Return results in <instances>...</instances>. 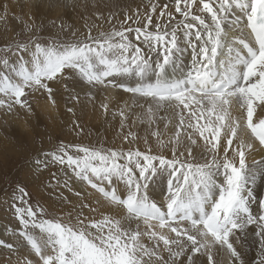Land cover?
Wrapping results in <instances>:
<instances>
[{"label":"snow or ice","instance_id":"obj_1","mask_svg":"<svg viewBox=\"0 0 264 264\" xmlns=\"http://www.w3.org/2000/svg\"><path fill=\"white\" fill-rule=\"evenodd\" d=\"M158 7L151 3L143 17L126 13L119 28L95 36L92 28L100 26L86 24L82 39L47 37L44 44L36 28L26 41L13 39L0 48V109L6 113L16 106L30 113L29 95L41 90L55 106L50 82L78 76L91 88L130 94L131 106L144 109L138 118L150 126L161 111L166 128L168 113L179 117L167 139L159 130L151 132L155 150L105 151L61 143L44 153V167L66 166L124 215L97 220L80 211L74 222L38 220L26 206L28 193L18 187L11 207L20 228L10 231L14 240L0 238V248L7 250L4 264H205L204 256L207 264H222L224 255L228 264H246L234 243H243L249 230L259 245L256 264H264V200L256 213L250 207L255 199L250 186L264 175V158L251 167L247 163L250 154L264 149V118L253 119L257 109L264 113V0H174L182 19L164 5L154 23ZM3 8L6 14L8 5ZM114 15L109 14V23ZM97 19L103 17L97 14ZM128 21L143 27H125ZM25 28L33 32L32 25ZM71 99L79 103L78 96ZM101 108L107 114L108 104ZM128 108L118 113L121 127ZM188 129L190 144L182 140ZM128 137L137 139L132 132ZM53 179L59 182L55 174Z\"/></svg>","mask_w":264,"mask_h":264},{"label":"bare ground","instance_id":"obj_2","mask_svg":"<svg viewBox=\"0 0 264 264\" xmlns=\"http://www.w3.org/2000/svg\"><path fill=\"white\" fill-rule=\"evenodd\" d=\"M153 2L159 4L160 6L154 14V23L156 22V17L164 5H168V8L165 9L166 12L170 11L173 15L175 14L174 0H72L68 2L70 5L67 8H71L73 10L72 12L75 18L73 21H76L77 25L80 23V20H84V17L89 15V20L87 19L84 21L89 23L90 20H93L94 24L100 26V23H104L106 21V15H104L106 11H111L113 8H128L130 9L129 16H132L133 13L142 14L148 9L150 10L151 3ZM4 5H8V11L6 14L3 8ZM60 6L59 0H0V21L6 26L11 27V24L13 23L12 21L19 18L27 22L29 21V18L34 19L35 21L31 20L30 22V25L32 26L40 21H44L45 19L63 20L60 16L62 12V8ZM181 7L183 8V5H181ZM45 11L48 13H45ZM69 12L70 11H68V13ZM97 14L101 15L103 19H97ZM204 15L206 16L207 14ZM165 17H167V15ZM180 19H182L180 16L176 17V20ZM173 22L175 23L176 21ZM149 30L153 29L150 27ZM185 60L186 62L190 61V56H188L187 53L185 54ZM50 86L54 89V99L56 101L55 106L48 101L47 94L43 93L42 90L35 94H30L29 97L31 98L32 104L37 107L40 112L43 127L51 130L55 135H61L63 132L65 135L64 140L68 142L69 145L76 142V139L73 136L74 134L85 131L86 129H89V132L91 129L95 132L101 131L102 124L103 132H100V134L106 136L108 144L113 145V147L117 149L120 147L122 151L140 150L146 152L149 146H151L154 150L156 148L155 138L151 136L152 131L159 130L162 134V138L167 139L174 134L177 126L179 125V117H172L171 113H168L167 115L171 120V123H168L166 128L165 124L167 121L165 119H160V117L166 115L164 111L158 113L156 122L151 126L146 119L141 122V118L138 117L143 116L144 109L131 106L132 100L130 94L123 92L122 89H104L99 86L91 88V86L87 85L78 76H72L70 79L61 80L59 82H50ZM72 96H78L79 103L71 99ZM89 96L92 97L91 100L89 99ZM103 103H107L109 106L107 114H104L103 109L101 108V104ZM125 105H129L128 119L126 120L124 126L121 127V117L118 113L121 108L125 107ZM18 108L19 106H16V109ZM68 108H72L73 111L69 112ZM5 113L6 112L3 109H0V133L4 131L6 135H12L15 137V142L17 144L15 142H11L7 136H0V160L7 158L9 155L17 156L19 151H15V149L23 147L20 144L22 132L21 128L16 127V129L12 132H7L8 125L5 122ZM114 113L116 114L114 115ZM18 114L25 116L23 113ZM258 117L264 118V113H261L260 109H257V113L253 117L254 122ZM18 120L21 123H24L19 118ZM74 121L79 124V128L76 127ZM63 126L67 128L71 127L73 132H64ZM35 130L36 129H34V131ZM45 130L42 131L40 135L44 142L47 138ZM190 131L191 130L188 129L182 132V140L184 143L190 144L187 140V132ZM129 132L135 134L137 139L133 140L132 137H128V140L126 141L125 136H127ZM96 134L97 133H95V135ZM25 135L28 134L25 133ZM96 139L99 140L98 134L96 135ZM145 139L148 141L147 144L145 143ZM197 139L198 143L203 144V141H200L198 136ZM78 141L80 144H82L81 141L85 142L82 137H80ZM53 142L55 143V140ZM255 143L258 145V142ZM27 144L29 147L33 146L32 148H35V145L29 143ZM192 147L194 152L200 151V149L196 146ZM164 154L168 156L171 155L167 149H164ZM261 158H264V149L250 154L247 157L249 167L252 166L254 160H259ZM57 166L58 165H55V167ZM53 174L59 178L60 182L57 185H54L56 188L53 190L54 194L52 193L56 200H52L51 198L48 200L49 198L47 197V193L50 190L47 189L45 185L47 181L50 182L53 180ZM38 177H36L39 179L37 184L40 183L41 187L46 191L45 194L42 193V190H39L40 185H37L38 193L36 194L42 200L43 206L51 209L54 214L57 215V218L65 223L70 220L74 222L76 214L80 211H82L85 216L97 220L101 219L105 215L115 216L116 218L124 215L123 209H120L119 211L112 209L109 205H107L103 197L90 186L88 189L81 181H79V186H77L75 184V177L69 178L67 181L68 187L63 186L65 178L62 179L57 174V171L51 170L38 175ZM53 181L57 182L55 179ZM69 188H71V190H69ZM250 188L255 198L250 204V207L253 213H256L258 211L259 201L264 200V175L260 176L257 179V182L254 185H251ZM77 192H79L80 195H76ZM84 204H87L89 207L83 208L82 205ZM91 209H95L96 211L93 212ZM254 227L255 226H250V229ZM19 228L20 225L18 220L14 217L13 210L5 209L0 212V238H4L6 241H9L10 239L14 240L15 238L10 237V231H18ZM5 229H9V231H5ZM231 239L232 238L230 237V240ZM254 239L256 238L253 237L251 230H249L248 237L243 243H250V240ZM144 242L148 244L149 247L152 246L146 238ZM252 244L255 243L252 242ZM234 247H238L237 242L234 243ZM6 251L7 250L0 248V264H4ZM164 255L167 256V253ZM12 260L15 261L16 257L13 256Z\"/></svg>","mask_w":264,"mask_h":264},{"label":"rangeland","instance_id":"obj_3","mask_svg":"<svg viewBox=\"0 0 264 264\" xmlns=\"http://www.w3.org/2000/svg\"><path fill=\"white\" fill-rule=\"evenodd\" d=\"M60 1V7L61 9V17L63 20L58 19H45L44 21H40L37 24H34L33 26V32L30 34L26 31L25 25H30L31 19L29 18L28 22L23 21V19H15L13 20L11 27L6 26L4 23L0 21V48H3L5 45L10 43L13 39H19L21 41H26L29 38V35L36 34V28L40 29V35L44 36L46 39L41 40V43L47 44L48 40L47 37H58L61 41H74L77 39H82L84 36L88 34V26L93 25L94 21L90 20L89 23L85 22L84 20H89V15H86L84 17V20H80V23H76L73 14V10L71 8H67L70 4L68 2L72 0H59ZM65 4V5H64ZM95 9V8H94ZM130 9L128 8H113L111 11H106L104 15H106V21L104 23H100V27L92 28V35H97L100 31H109L113 27L119 28L120 24L118 21H124L125 14L129 16ZM68 11H70L68 13ZM150 12L148 9L144 13L140 14V16H144L145 13ZM45 13H48L45 11ZM115 13V15L112 17L111 23H109V14ZM63 14V16H62ZM66 15V16H65ZM159 15V14H158ZM176 17L179 16L178 13L174 14ZM65 16V17H64ZM132 16H135V13L132 14ZM61 18V19H62ZM182 18V17H181ZM121 19V20H120ZM154 19V14H153ZM167 17H163L160 20L161 25L163 26V23L167 21ZM35 21V20H34ZM82 21V22H81ZM74 22V23H73ZM174 23V22H173ZM131 25L132 27H143V22L139 25L132 24V21H128V24L124 25L125 27ZM151 27V26H150ZM3 28V29H2ZM150 29V28H149ZM8 30V31H7ZM75 33V35H73ZM4 53L0 52V56H3ZM23 99V98H22ZM29 101H31V98L29 97ZM31 104V112L18 108L14 109L11 113H5V122L8 125L7 132H12L16 127H20L21 132V138H20V144L23 146L20 149H15V151H19L18 155H9L5 159L0 160V212L5 209L13 210L11 207V204L14 202L13 193L15 192L16 195H19L17 189L18 187H23L26 192L28 193V196L25 197V199L28 201V205L31 206L33 211L37 213L36 218L39 219H50V220H60L57 218V215L54 214V212L51 209L46 208L42 204V200L39 198V196L36 194L38 193V175L43 174L48 171H57V174L63 179L65 178V181H68L70 177H74L71 170L67 169L66 166H60L58 165L55 167V164L49 165L47 167H44V161L45 156L44 153L54 151L61 143L69 145L68 142L64 140V133L62 132L61 135H55L52 133L51 130L46 129L42 125V118L40 115L39 110L37 107H35ZM23 113L25 116L22 114ZM20 120H22L24 123H21ZM104 120V119H103ZM34 129H36L34 131ZM46 129V130H45ZM46 131L47 138L45 139V142L41 139V132ZM63 131L72 133V129L64 127ZM100 132H103L102 124H101V131L95 132L91 129L89 132V129H86L85 131L78 132L77 134H74L73 136L76 139V142L70 144L73 146H84L94 149H101V150H117L122 151L119 147L118 149L113 147V145L107 143L106 136L103 134H100ZM27 133L28 135H25ZM95 133L98 134L99 140L96 139ZM0 136H7L11 140V142H15V137L12 135H6V133L3 131L0 133ZM82 137L85 142L81 141L82 144L78 141V139ZM55 140V143L53 142ZM16 143V142H15ZM33 144L35 145V148H32L33 146H30L27 144ZM17 144V143H16ZM31 148V149H30ZM32 152V153H31ZM70 154H75V149L70 148L69 149ZM36 160H40L41 164H36ZM38 177V178H36ZM37 180H36V179ZM54 180V179H53ZM46 182V188L50 191L47 193V198L50 200H56L54 197L55 186L59 182L55 181ZM79 180L75 178V184L79 186ZM85 186L89 189V186L83 182ZM39 190H42V193L45 194L44 188L39 186ZM37 188V189H36ZM53 193V194H52ZM43 194V195H44ZM42 197L44 198V196ZM89 199V197H88ZM18 206L19 203L17 202ZM43 210L41 213L40 210ZM19 222V221H18ZM37 231V230H36ZM167 231V229H165ZM174 235V234H172ZM255 240V241H254ZM250 240V243H239L237 242L238 247H236L238 250L241 251L243 254V258L246 261V264H256L259 256V245L256 243V239ZM255 243V244H252ZM239 243V244H238ZM245 244V245H244ZM251 244V245H248ZM248 245V247H247ZM247 247V248H246ZM199 255V254H197ZM182 259H186V257H182ZM214 259H216L214 255ZM203 260L205 261V264H207V257L204 256ZM228 256L224 255L222 257V264H228Z\"/></svg>","mask_w":264,"mask_h":264}]
</instances>
